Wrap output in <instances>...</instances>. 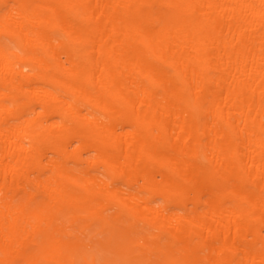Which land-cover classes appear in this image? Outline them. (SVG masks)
Returning <instances> with one entry per match:
<instances>
[{
    "label": "bare ground",
    "instance_id": "1",
    "mask_svg": "<svg viewBox=\"0 0 264 264\" xmlns=\"http://www.w3.org/2000/svg\"><path fill=\"white\" fill-rule=\"evenodd\" d=\"M0 264H264V0H0Z\"/></svg>",
    "mask_w": 264,
    "mask_h": 264
}]
</instances>
